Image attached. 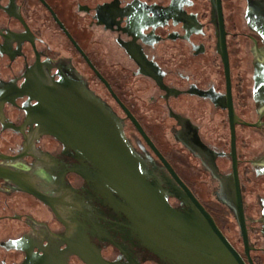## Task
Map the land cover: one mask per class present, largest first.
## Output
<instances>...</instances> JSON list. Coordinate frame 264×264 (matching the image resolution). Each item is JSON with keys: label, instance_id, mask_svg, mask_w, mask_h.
I'll use <instances>...</instances> for the list:
<instances>
[{"label": "flooded vegetation", "instance_id": "1", "mask_svg": "<svg viewBox=\"0 0 264 264\" xmlns=\"http://www.w3.org/2000/svg\"><path fill=\"white\" fill-rule=\"evenodd\" d=\"M59 82L97 99L144 181L185 213L183 185L248 264L241 206L264 264V0H0V264H185L51 134Z\"/></svg>", "mask_w": 264, "mask_h": 264}, {"label": "water", "instance_id": "2", "mask_svg": "<svg viewBox=\"0 0 264 264\" xmlns=\"http://www.w3.org/2000/svg\"><path fill=\"white\" fill-rule=\"evenodd\" d=\"M52 93L55 97L48 102L49 107L43 104V112H55L56 128L51 134L70 144L79 158L98 170L100 179L122 200L115 201L116 207L131 223L134 222L131 214L138 209L143 223L152 224L165 248L182 255L185 264H247L181 183V199L191 206L185 213L168 204L159 185L144 181V169L120 124L97 99L83 87L62 82L56 84ZM237 218L248 264H252L241 206H238Z\"/></svg>", "mask_w": 264, "mask_h": 264}, {"label": "rangeland", "instance_id": "3", "mask_svg": "<svg viewBox=\"0 0 264 264\" xmlns=\"http://www.w3.org/2000/svg\"><path fill=\"white\" fill-rule=\"evenodd\" d=\"M252 200H253V196H251V197L249 198V201H250V202H253ZM252 211H253V210H252ZM252 213H254V212H252ZM226 233H227V235H228V237H229L230 239H232V240L235 241V242L238 241L239 233H238V229H237L236 227L233 226L230 230L226 231ZM250 237H251V239H253V238L255 239V237L258 238L259 236H257V234H253V235L250 236ZM263 244H264V242H263L262 238H260V241L257 242V245H261V246H263ZM236 246H237V247H240L241 245L236 244Z\"/></svg>", "mask_w": 264, "mask_h": 264}]
</instances>
